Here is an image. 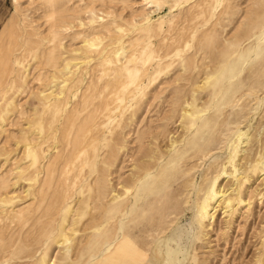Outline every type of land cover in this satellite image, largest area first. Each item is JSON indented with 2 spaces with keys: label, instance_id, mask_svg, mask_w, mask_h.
I'll return each mask as SVG.
<instances>
[{
  "label": "rangeland",
  "instance_id": "1",
  "mask_svg": "<svg viewBox=\"0 0 264 264\" xmlns=\"http://www.w3.org/2000/svg\"><path fill=\"white\" fill-rule=\"evenodd\" d=\"M0 264H264V0H0Z\"/></svg>",
  "mask_w": 264,
  "mask_h": 264
},
{
  "label": "bare ground",
  "instance_id": "2",
  "mask_svg": "<svg viewBox=\"0 0 264 264\" xmlns=\"http://www.w3.org/2000/svg\"><path fill=\"white\" fill-rule=\"evenodd\" d=\"M32 44V43H31ZM75 63H77V62H75ZM78 68V67H77ZM101 172V171H100ZM96 186V185H95Z\"/></svg>",
  "mask_w": 264,
  "mask_h": 264
}]
</instances>
